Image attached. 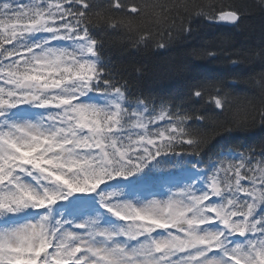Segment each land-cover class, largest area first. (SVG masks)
<instances>
[{"label": "snow or ice", "instance_id": "obj_1", "mask_svg": "<svg viewBox=\"0 0 264 264\" xmlns=\"http://www.w3.org/2000/svg\"><path fill=\"white\" fill-rule=\"evenodd\" d=\"M97 7L94 0H0V264H264V137L259 153L242 141L227 154L217 147L208 163L191 165L199 175L172 180L167 190L131 186L125 195L109 184L199 160L226 133L264 128V69L193 77L176 107L163 97H133L102 63V41L92 32H122L145 50L183 46L190 72L223 51L217 37L191 43L198 31L238 26L239 10L148 0H108L103 13ZM148 18L150 25L141 23ZM225 55L228 65L242 62ZM252 55L264 64V49ZM232 76L259 97L243 118ZM89 200L119 223L59 211L60 202ZM26 209L38 217L15 222Z\"/></svg>", "mask_w": 264, "mask_h": 264}, {"label": "trees", "instance_id": "obj_2", "mask_svg": "<svg viewBox=\"0 0 264 264\" xmlns=\"http://www.w3.org/2000/svg\"><path fill=\"white\" fill-rule=\"evenodd\" d=\"M149 3L173 5H204L223 4L234 6L239 10L241 19L238 26L225 25L221 27L213 26L201 29L191 42L193 44L202 43V38L207 36L217 37L214 45L217 49H223L215 61L198 62L190 72H185V59L183 46H172L169 50H160L154 47L145 50L144 48L132 47V39L122 32H103L99 27L92 29L93 35L102 41L100 54L102 63L121 82H126L128 92L133 97L141 99L153 98L159 102L163 97L169 100L172 105L181 107L187 92L188 83L195 78L216 77L224 74L226 70L245 75L248 73H259L264 69V64L253 57V53L264 49V7H261V0H148ZM98 5L96 11L103 13L108 0H94ZM228 10V9H226ZM159 11V10H157ZM145 26L152 23L151 18L141 21ZM156 31V29H153ZM161 31L163 29H160ZM240 59L242 62L235 67L227 64L228 56ZM139 69V71H137ZM236 79L239 87L234 90L235 110L240 118L246 113L249 103H259V97L240 80ZM163 123V122H161ZM261 137H264V128H258L249 132H232L217 137L212 147H210L202 157H186L180 163H174L173 167H157L145 169L144 173L133 177H117L114 181H128V187L137 186L140 191H145L151 186H157L164 190L170 187V181L176 176H180L184 167L192 174V164L197 162L208 163L209 154L217 147L223 146L224 154L230 148L242 141V147H255L259 153ZM259 159V156L257 157ZM179 161V160H178ZM200 173V172H199ZM122 186L121 192L127 195L130 190ZM143 195H138L141 197ZM91 201V200H90ZM67 206V205H66ZM71 205H68V207Z\"/></svg>", "mask_w": 264, "mask_h": 264}, {"label": "rangeland", "instance_id": "obj_3", "mask_svg": "<svg viewBox=\"0 0 264 264\" xmlns=\"http://www.w3.org/2000/svg\"><path fill=\"white\" fill-rule=\"evenodd\" d=\"M142 199H145V198H141V200ZM82 203H84V202H82ZM77 218H84L83 216H80V215H77ZM30 219H34V218H30ZM28 220V219H27Z\"/></svg>", "mask_w": 264, "mask_h": 264}, {"label": "water", "instance_id": "obj_4", "mask_svg": "<svg viewBox=\"0 0 264 264\" xmlns=\"http://www.w3.org/2000/svg\"><path fill=\"white\" fill-rule=\"evenodd\" d=\"M83 195H87V194H83Z\"/></svg>", "mask_w": 264, "mask_h": 264}]
</instances>
